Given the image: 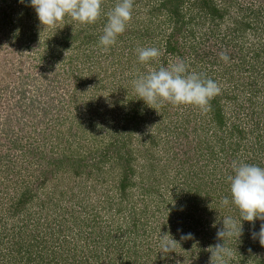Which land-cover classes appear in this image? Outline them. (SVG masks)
<instances>
[{"label":"rangeland","instance_id":"1","mask_svg":"<svg viewBox=\"0 0 264 264\" xmlns=\"http://www.w3.org/2000/svg\"><path fill=\"white\" fill-rule=\"evenodd\" d=\"M162 1L134 0L132 20L115 45L105 52L99 45V37L107 22L106 15L92 25H81L66 16L54 29L39 22L30 0L23 3L0 0V226L10 222L12 195L23 189L21 184H29L36 190L30 204L32 213L36 210L34 217L43 216L39 225L31 224L32 230L40 231V237L48 240L42 241L47 247L57 246L63 239L52 241L51 238L50 241L49 237V230L56 229L60 219L70 225V229L71 225L75 226L72 214L78 225L69 231L67 239L70 234L73 236L77 260L85 264H127L132 260L129 249L135 248L140 254L138 260L142 262V249L147 250V243L157 247V240L162 235L160 223L167 219L174 230L191 233L190 239L194 241L212 238L222 227V218H240L231 198L228 206L220 203L224 194L230 195V183L226 178L233 174V160L222 156L224 153L219 152L217 142L210 139V146L216 152L214 156L191 152L187 154V166H181L184 149L188 144H194L191 130L195 128L193 120L198 118L199 111L190 114L191 122L184 121L191 105H169L168 110L163 108L164 105L157 109L145 107L147 122L140 124L135 132V143L141 138L146 140L147 133L159 120L158 114L163 113L161 131L156 132L159 142L152 151L156 155L155 169L148 170L146 165L137 162L133 184L124 201L109 190L115 183L113 178L119 167H114L110 159L113 151L107 147L110 140L119 139L118 144L122 141L117 133L122 128L121 117L128 110L130 99L137 96L133 80L154 66H168L178 58L182 59L180 54L164 50L165 41L171 32H175L172 30L175 19L166 10L158 9ZM216 2L228 11L224 21L213 30L215 33H210V24L203 19L195 1L184 0L182 13L187 23L171 39L177 41L184 53L183 59L190 62L192 70L205 69L209 77L212 75L211 78L222 85L220 95L224 99L230 97L235 88L239 125L246 127L245 137L250 141L253 136L249 132L257 122H260L258 132L264 133V0ZM115 3L116 0H104V13ZM242 18L249 19L250 25H245L244 31H236L232 36L234 40L228 41L227 45L236 43V46L230 53V68L222 67L225 62L219 53L224 47L219 45L222 44L220 38L234 28V21L241 22ZM137 47H157L163 55L158 61L140 63L135 52ZM189 50L209 51L211 55L206 62V59L197 62ZM215 56L220 65L211 64ZM241 56L244 57L241 59ZM227 70L229 72H223ZM228 104L231 105L230 100ZM231 108L226 107L227 116L232 115ZM82 127L88 134L97 135L94 136L99 139L97 145L90 137L81 139V143L75 142ZM88 149L97 153L95 158H99L98 153L106 155V160L100 164L105 171L103 182L96 183L93 176L86 174L75 176L61 168L52 169L55 166L51 164L64 150L85 152ZM241 152L240 148L237 158L243 156ZM136 154L139 157V153ZM203 174L213 180L209 188H215V197H209L196 207L197 204H190L180 192L185 182L196 184L194 178L197 176L204 181L206 175ZM42 177L48 179L45 184L41 183ZM143 185L153 187L149 190ZM70 197L73 200H69ZM62 208L67 209L64 215ZM175 209L182 210L184 219ZM131 210L139 216L136 234L128 230ZM241 223L247 241L241 242V252L246 257L240 264H254V260L264 259V246L260 248L258 237L253 238L252 233L259 231L264 220L257 219L254 224L242 220ZM178 241L174 252L181 255L183 240ZM188 242L185 239V245ZM251 244L253 250H248L247 246ZM241 252L232 250V257ZM5 254L11 258L21 257L18 253ZM189 257H183L180 264H189ZM58 258L63 260L67 256L60 254ZM149 259L154 260L152 264L158 263L151 254Z\"/></svg>","mask_w":264,"mask_h":264},{"label":"trees","instance_id":"2","mask_svg":"<svg viewBox=\"0 0 264 264\" xmlns=\"http://www.w3.org/2000/svg\"><path fill=\"white\" fill-rule=\"evenodd\" d=\"M194 1L198 6L200 14L203 16V19L210 24V29L212 30V32H209L212 34L215 33V31L213 30H216L218 25L222 23V21H224L228 9L219 5L216 0ZM183 6L184 0H163L158 5V9L160 11H162L163 9L166 10L167 13L170 14V17L175 19V25L172 29L175 30V32H171V35L165 41L164 50L166 53L180 54V57L182 59L184 58V53H182L177 41H173L171 37L176 36L177 33H179L182 30L183 26H185L187 23L183 20L185 17L182 13ZM234 22V28L228 30L226 34L221 36L220 41L222 44H219L220 46L224 47V50H226V48L230 50V52H228V54L230 55V59V53L233 51V47L236 46V43H233L231 44V46H229L227 45L228 41L234 40L232 36L236 31H244L245 25H247L248 27L250 25V21L247 18H242L241 22ZM191 52L193 53V60H197V62H201L202 60L204 61L205 59L206 60L204 62H206L207 58L211 55L209 51H203L202 53L193 52L192 50L188 51V53ZM243 57L244 56H241V59ZM211 62V64L213 65L215 63H219L220 61L219 58L215 56V58H213ZM85 63L86 62H84L83 64ZM230 66L231 63H224L222 67L230 68ZM158 67L159 66H154L153 68ZM213 70L215 69H211V71ZM202 72L207 73L205 69L202 70ZM223 72L229 71L227 70ZM249 85L252 84L250 83ZM234 89L231 91L232 95L230 97L226 96V99H224L221 95L216 96L211 101V109L207 113H202L197 107L191 105L192 108L189 110V114H186L187 118L184 120L185 122L189 123L193 120V117H190V114L192 115V112H194L195 110H198L199 112L196 114L198 115V118L193 120V123L195 122V128L191 130L194 136V144H188L184 149L183 158H180L182 168H185L187 166L189 156L187 155L188 153L200 152L201 155L202 152H204L205 155H215V150L212 146H210V139L218 143V145L220 146L219 152L221 151L222 153H224L222 154L223 157H231V160H243L246 163L256 164L260 167H264V133L258 132V125L260 122H257L250 130L249 133L253 136L251 140L249 141L248 139H246V127L244 128L239 125V114L237 111V108L239 106L234 100L238 92H235ZM228 100H230L231 105L228 104ZM169 105L171 104L165 103L163 108L168 110ZM146 106L150 107L145 103L143 99H140L137 96H135L132 100L130 99L127 105L128 110L124 111L121 117L122 128L120 131H117L122 141L118 144L119 139H117L116 141L110 140L109 146L107 147V149L113 151V156L110 159H112L111 161L114 162V167H119V172L116 178H113L115 179V183L109 186V190L110 192L112 191L118 194L123 201L129 194L128 188L133 184L132 178L135 176L134 172L136 170L135 167L137 165V162H141L142 166L146 165L148 170L153 171L155 169L154 160L156 155L152 151L154 150V146L159 142L157 140L156 132L159 133L161 131L159 126L161 124L160 121H164L162 118L163 113L158 114L159 120L154 123L153 130H150L147 133L146 140L143 141V138H141L140 140L136 141V143L134 142V134L138 130V127L144 121L147 122V115L145 113ZM227 106L233 107L231 108V110H233L231 116H227ZM167 110L166 112H168ZM250 113L251 115L254 114L252 110L250 111ZM78 124L80 126L83 125L81 121H79ZM85 131L86 129L82 127L80 132L76 134L75 142L81 143V139L90 137L92 142L97 145L96 142H98L99 139L94 138V136L96 137L97 135L95 133L88 134V132ZM177 133L180 134V131ZM182 133L183 131L181 132V134ZM185 135H187V131ZM229 140L231 141L229 142ZM206 142L208 143V145L205 144ZM240 148L243 156L237 158ZM101 150L102 149H100L99 151ZM80 152L82 151L77 152L73 150H64L63 152H61V156H58L56 158L55 163L51 164L55 166L52 169L55 170V168H61L62 171L69 172L75 176L86 174L87 176H93L96 183H98V181L100 180H102L103 182L105 180L103 172L105 173V171L101 168L100 164L106 160V155L103 152L98 153L99 158H95L97 153L92 149L91 151L88 149L85 152ZM136 153H139V157ZM194 179L196 181V184L188 183L189 181L185 182L182 185L183 189L180 193H182L186 197L187 201L190 204L192 203V205L194 206H196L197 204L196 207H199V205H202V203L205 200H208L209 197H215V194L213 193H215L216 190L215 188H209L213 185V180L208 179L207 175L205 176L204 181L200 176H197ZM47 180L46 177H42L41 183L45 184ZM21 186L23 187V189L21 191H17L15 195H12V202L11 204H9L10 222H4L0 226V264H85L84 262L82 263L80 259L77 260L76 258L77 249L75 247L74 240H72L73 236L70 234V239H67V234L69 233V231L73 230L74 227L78 225L76 223V217L72 216L71 214L72 223L75 225H71V229L70 225H66L63 219H60L57 224V228L49 230L50 241L51 238L54 239L52 241L59 240L60 238L63 239L59 240V244L57 246L53 245L51 246V248L47 247V244L43 243L42 241L48 242V240L40 237V231L32 230L31 225H39L41 219L43 218V216H39L38 218L34 217L36 210H34V212L32 213V207L30 204L35 196L36 190L29 184H21ZM143 187L144 189L150 190L153 186H151V188H148V186L145 187V185H143ZM61 191L62 193H65L64 190ZM156 195L160 196L161 194ZM224 196L231 198V196L228 194H224ZM69 200H73V198L70 197ZM40 204L42 208L44 202ZM66 210L67 209L62 208L63 215ZM174 211L184 219L185 215L182 214L181 209H175ZM70 212H72V210ZM137 214L138 212H136L135 210L130 211L129 221L131 222V225L128 230L133 231L134 234L137 233V230L135 229L139 227V225L137 224L139 216L137 217ZM236 219L239 220L238 217ZM168 222L169 219L160 223L162 231H160L159 233L162 235L165 233H169L179 243L178 240L181 239V236L188 234V232L184 230L176 231L174 230V228H172L171 222ZM258 232L259 231L257 229V233ZM159 239L160 238H158L157 240V247H152L150 243H147V250L146 248L142 249L144 251L142 262H139L138 260V255L140 254L137 253V250L135 248H132L131 250L129 249L128 251H130L131 253L132 260L128 261L127 264H152L154 260L151 261L149 259L150 254L152 256H155V259L158 260V263L160 264H180V260L183 259V257L187 256H190L187 259L188 261H191L189 264H210L209 262L211 256V246H214L217 243H224L225 246H227L231 250L237 249V252H241V242L245 243L247 241V234L243 231V235L238 240L233 237L225 238V240L222 241L217 239L215 233L212 238H208V240L194 239V241H192L191 239H188L189 242L186 245L184 239V247L181 255H177V253L174 251L167 254L160 252L158 247ZM259 246L260 248L262 247L261 244H259ZM247 249L253 250V244H251V246H247ZM5 253H18L21 255V257L12 256L11 258L10 256H5ZM60 254H65L67 258L63 260L62 258H58ZM245 257L246 255L243 253L237 254L231 257L228 262L229 264H240L244 261ZM254 264H264V259L254 260Z\"/></svg>","mask_w":264,"mask_h":264},{"label":"clouds","instance_id":"3","mask_svg":"<svg viewBox=\"0 0 264 264\" xmlns=\"http://www.w3.org/2000/svg\"><path fill=\"white\" fill-rule=\"evenodd\" d=\"M19 2L23 3L24 0ZM103 3L104 0H30L39 22L54 29L66 16L81 25H92L106 15L107 22L99 37V45L107 52L132 20L134 0H116L107 13L103 11ZM135 52L140 63L158 61L163 55L157 47H137ZM219 57L225 63L230 60L227 50H222ZM133 86L137 97L154 109L170 103L174 106L192 105L202 113L210 111L211 101L222 92V85L218 81L205 72L192 70L190 62L179 58L168 66L161 64L146 74L137 75ZM231 169L233 174L226 179L230 183L231 204L239 210L240 218L239 221L232 216L222 218V227L216 233L217 239L222 241L233 237L238 240L243 235L242 220L253 224L257 219L264 220V167L233 160ZM220 203L228 206L229 197L225 196ZM191 235H182L181 240L190 239ZM252 236L258 237L264 246V223L260 225L259 232H253ZM177 245L178 242L169 233L160 235V252L167 254L175 251ZM210 252V264H228L233 254L224 243L211 246Z\"/></svg>","mask_w":264,"mask_h":264}]
</instances>
